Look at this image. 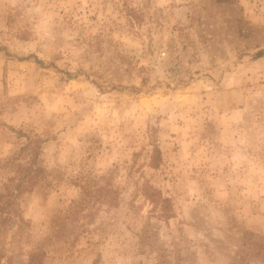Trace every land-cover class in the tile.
Instances as JSON below:
<instances>
[{
	"label": "rangeland",
	"instance_id": "374dc122",
	"mask_svg": "<svg viewBox=\"0 0 264 264\" xmlns=\"http://www.w3.org/2000/svg\"><path fill=\"white\" fill-rule=\"evenodd\" d=\"M159 258L264 264V0H0V264Z\"/></svg>",
	"mask_w": 264,
	"mask_h": 264
},
{
	"label": "trees",
	"instance_id": "16d2710c",
	"mask_svg": "<svg viewBox=\"0 0 264 264\" xmlns=\"http://www.w3.org/2000/svg\"><path fill=\"white\" fill-rule=\"evenodd\" d=\"M37 58V57H36ZM38 63H42L40 59H36ZM69 76L72 77L74 74L69 73ZM152 149L150 154V165L154 168H158L162 162V151L157 141L152 139ZM40 144H36L33 146L31 160L28 162V165L22 166L19 173V182L17 183V188L19 190L32 187L37 183V178L42 174V167L37 165V160L40 155ZM143 193L148 198L154 206L159 207L161 211V216L164 219H169L172 216L173 207L172 202L169 197H166L162 194V192L153 186L150 183L143 184ZM35 258L32 257V261ZM33 263V262H32ZM41 262H37L36 264H40ZM156 264H165L164 260L159 258Z\"/></svg>",
	"mask_w": 264,
	"mask_h": 264
}]
</instances>
